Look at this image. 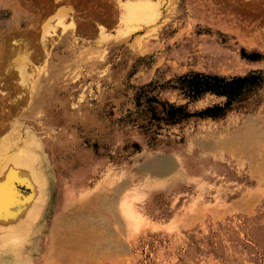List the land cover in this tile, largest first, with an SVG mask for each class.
Returning <instances> with one entry per match:
<instances>
[{
	"label": "rangeland",
	"instance_id": "obj_1",
	"mask_svg": "<svg viewBox=\"0 0 264 264\" xmlns=\"http://www.w3.org/2000/svg\"><path fill=\"white\" fill-rule=\"evenodd\" d=\"M128 2L154 19L127 22ZM251 70L264 0H0V147L37 142L0 264H264V85L215 119L168 124L147 102L187 104L169 81L191 71Z\"/></svg>",
	"mask_w": 264,
	"mask_h": 264
},
{
	"label": "bare ground",
	"instance_id": "obj_2",
	"mask_svg": "<svg viewBox=\"0 0 264 264\" xmlns=\"http://www.w3.org/2000/svg\"><path fill=\"white\" fill-rule=\"evenodd\" d=\"M153 3L128 2L126 4L125 20L135 23L139 21L146 22L148 19L153 20L155 8L158 7L155 4L153 5ZM21 70L20 72H22ZM35 88L36 86L33 87L32 92L36 91ZM16 138L18 139L13 141L5 138L3 145L0 147V255H9L10 259L8 262L10 263L16 262L18 256L16 255L18 252H16L14 247V249L12 248L13 244L20 240V236L16 231L24 228L23 224H20L21 221L13 217L20 211H18L20 207H25V201L28 200L29 196V190L26 189V166L28 163L24 154L35 152L37 149V142L33 138L30 139L23 129L21 135ZM166 160L156 164L159 171L170 167L171 162ZM120 210L127 217L135 216L133 209L126 203L122 202ZM22 213L24 217L26 212Z\"/></svg>",
	"mask_w": 264,
	"mask_h": 264
},
{
	"label": "trees",
	"instance_id": "obj_3",
	"mask_svg": "<svg viewBox=\"0 0 264 264\" xmlns=\"http://www.w3.org/2000/svg\"><path fill=\"white\" fill-rule=\"evenodd\" d=\"M249 60H257L259 55L253 53L247 56ZM172 83V84H171ZM170 88L178 90L187 100V104H176L168 100L161 101L157 96H149L147 102L152 111V119L164 121L168 124H176L192 116L218 118L224 116L235 104H240L248 95L254 94L264 85V71L251 70L245 75L223 76L205 72L191 71L177 76L169 81ZM148 84L147 86H151ZM146 86L143 87V90ZM211 94L218 97H225V102L216 103L200 111L191 113L188 105L196 102L205 95ZM157 103L162 106V111L158 112Z\"/></svg>",
	"mask_w": 264,
	"mask_h": 264
}]
</instances>
